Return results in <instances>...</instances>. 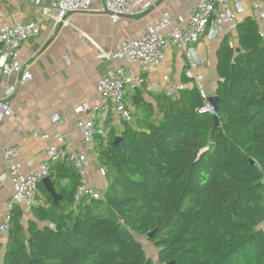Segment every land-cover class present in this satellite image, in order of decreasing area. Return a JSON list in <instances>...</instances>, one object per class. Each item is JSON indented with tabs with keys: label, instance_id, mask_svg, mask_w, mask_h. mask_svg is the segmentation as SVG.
I'll return each mask as SVG.
<instances>
[{
	"label": "trees",
	"instance_id": "1",
	"mask_svg": "<svg viewBox=\"0 0 264 264\" xmlns=\"http://www.w3.org/2000/svg\"><path fill=\"white\" fill-rule=\"evenodd\" d=\"M235 30L236 46L227 33L216 51L215 114L199 111L184 74L191 87L156 94L155 108L142 102L143 116L125 106L132 120L93 139L102 196L75 202L79 174L67 160L49 163L61 199L39 181L32 218L23 223L14 205L0 264H264V38L250 16Z\"/></svg>",
	"mask_w": 264,
	"mask_h": 264
},
{
	"label": "crops",
	"instance_id": "2",
	"mask_svg": "<svg viewBox=\"0 0 264 264\" xmlns=\"http://www.w3.org/2000/svg\"><path fill=\"white\" fill-rule=\"evenodd\" d=\"M51 0H0V26L17 22L35 21L38 35L23 40L18 49L17 61L28 66L32 78L21 85L10 99L12 113L0 120V212L5 214L6 204L11 199L12 188L7 177V165L2 158V149L14 144L18 149V165L23 173L37 169L45 160L44 145H56L60 137L70 149L82 153V138L73 122L85 120L83 112L76 107L84 105L95 108L100 116V132L105 134L112 127L117 133L122 126L119 110L112 105H104L97 87L106 71L118 63L112 58L99 57L100 51L110 52L125 38H131L146 24L156 20L166 12L172 24L182 25L188 17L189 8L197 0H159L155 9L142 13H123L115 18L101 9L99 3L91 5L88 12L68 14V24L54 25L44 15ZM228 7L236 14V23L245 17H253V10L246 0H231ZM48 11L51 12V9ZM178 16L183 22L178 21ZM264 31V20L257 21ZM236 23L231 26L208 28L194 44L199 64L193 68L203 75L204 87L209 95L214 94L217 85L216 51L221 39L229 33L230 43L236 46ZM259 28V29H260ZM264 38V37H263ZM183 53L173 46L163 61L144 76L143 83L125 95V105L129 110L143 116L142 102L156 107L154 96L158 93L175 96L180 89L191 87L189 81L182 80L185 68ZM16 76H2V87L15 80ZM0 90V102L2 99ZM61 111L64 121L54 129L48 121L49 115ZM43 135L44 138H41ZM92 154L87 158L86 176L89 183L100 193L108 181L101 173L102 166L97 160L94 140ZM105 172V171H104ZM34 203L25 206L23 223L32 218L31 206L44 202L40 190L36 189Z\"/></svg>",
	"mask_w": 264,
	"mask_h": 264
},
{
	"label": "built area",
	"instance_id": "3",
	"mask_svg": "<svg viewBox=\"0 0 264 264\" xmlns=\"http://www.w3.org/2000/svg\"><path fill=\"white\" fill-rule=\"evenodd\" d=\"M159 0H51L50 11H44V15L53 21V24H68V14L91 11L93 3H99L101 9L109 12L113 18L121 13H142L149 9H155ZM231 0H197L188 10V17L180 26L172 24V20L166 12L146 24L131 38L122 39L112 51H100L99 57L112 58L118 64L106 71L98 82L100 97L104 105H112L119 110V115L126 121L132 120V115L125 108V95L140 86L150 71L161 63L166 53L178 46L183 53L185 68L183 74L192 79L199 95L203 100L200 112L215 114V109L208 102L210 96L203 84V75L195 73L200 60L193 48L199 38L208 28L231 27L236 23V14L228 7ZM250 7L257 11L254 18L257 21L264 20L263 0H246ZM178 21L183 18L178 16ZM259 25V24H258ZM260 28V26H259ZM264 37V31L259 29ZM39 28L35 21L28 23L17 22L12 25L3 23L0 26V90L2 99L0 102V120L12 113L10 99L16 90L32 78L29 68L17 61L18 49L23 40L38 35ZM14 74L15 80L1 85L2 76ZM76 111L86 115L85 120L73 122L82 138V153H76L62 138L57 139L56 145L46 144L43 151L45 160L37 169L28 173L21 172L17 157L18 149L14 144L6 145L2 149V158L7 165V177L12 188L11 199L7 202V212H0V255L4 251L5 237L9 232V212L15 204L29 206L34 203V194L37 183L49 176L51 162L67 160L79 174V183L74 193V200L78 202L87 197L97 199L102 196L87 180V158L92 154L91 142L100 127V116L95 108L79 105ZM49 123L54 129H58L64 118L61 111H55L48 117ZM44 138L43 135H40ZM101 173L105 172L101 169Z\"/></svg>",
	"mask_w": 264,
	"mask_h": 264
},
{
	"label": "water",
	"instance_id": "4",
	"mask_svg": "<svg viewBox=\"0 0 264 264\" xmlns=\"http://www.w3.org/2000/svg\"><path fill=\"white\" fill-rule=\"evenodd\" d=\"M123 14V13H121ZM118 14V15H121ZM61 24H58V26H60ZM208 102L210 104H212L214 106V109H217V103H218V97L215 94H212L208 97ZM214 125L218 124V116L214 115ZM112 145L120 148V149H125V145L123 142V139L120 135H116L114 137V140L112 141ZM41 182L43 183V185L45 186L46 191L48 192V194L50 195V197L52 198L53 203H56L57 201H59L61 199L60 195L55 191L54 186L52 184V181L50 180L49 177H44ZM152 234L150 233L148 236L150 237Z\"/></svg>",
	"mask_w": 264,
	"mask_h": 264
},
{
	"label": "rangeland",
	"instance_id": "5",
	"mask_svg": "<svg viewBox=\"0 0 264 264\" xmlns=\"http://www.w3.org/2000/svg\"><path fill=\"white\" fill-rule=\"evenodd\" d=\"M137 238L143 244V247L145 249L146 255L149 258H151L152 260L156 261V252H157V249L154 247V245L145 236L144 237L143 236H141V237L138 236Z\"/></svg>",
	"mask_w": 264,
	"mask_h": 264
}]
</instances>
